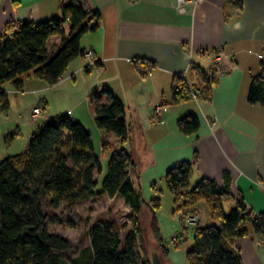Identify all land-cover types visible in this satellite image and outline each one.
<instances>
[{
    "label": "crops",
    "instance_id": "1",
    "mask_svg": "<svg viewBox=\"0 0 264 264\" xmlns=\"http://www.w3.org/2000/svg\"><path fill=\"white\" fill-rule=\"evenodd\" d=\"M66 1L0 0V41L22 22L60 18ZM79 2L85 10L98 12V28L81 36L83 54L69 63L57 83L49 86L28 73L21 91L9 83L2 87L9 96V108L0 113V161L26 150L39 130L31 121L43 118L45 125L65 115L91 139L93 134L98 136L101 147L109 145L103 156L120 148L131 155L128 174L143 200L141 214L148 213L149 218L150 207L157 201V220L161 204L156 194L161 192L160 184L165 185L166 172L183 162L191 163V186L201 179L222 185L226 175L231 195L241 196L253 215L264 214V106L250 105L246 99L251 77L260 72L264 58V0H199L185 3L182 9L175 0ZM64 30L67 36L68 25ZM61 42L60 36L48 39L47 57ZM178 78L196 89L212 78L210 98L175 103L172 86ZM103 90L123 105L127 125L123 144L116 137L109 141L110 134L95 125L90 97ZM52 103L60 109H52ZM157 105L161 115L152 123ZM37 106L40 114L32 117ZM191 115L198 121L197 131L183 134L177 122ZM200 203L212 220L203 201L196 210ZM176 245L165 248L166 264H187L185 253L191 246L184 249L180 241ZM232 247L242 264H264V246L251 229L236 238Z\"/></svg>",
    "mask_w": 264,
    "mask_h": 264
},
{
    "label": "trees",
    "instance_id": "2",
    "mask_svg": "<svg viewBox=\"0 0 264 264\" xmlns=\"http://www.w3.org/2000/svg\"><path fill=\"white\" fill-rule=\"evenodd\" d=\"M99 18L98 12L85 10L79 0H67L61 7L60 18L22 22L10 35L5 34L0 41V113L9 108V96L3 85L9 83L14 90L21 91L23 76L28 73L49 86L55 85L69 63L83 54L79 40L85 33L96 31ZM52 36H60L62 42L47 57L45 46ZM212 82L209 78L201 89L205 100L211 96ZM184 89V83L176 79L172 86L175 103L187 99ZM100 96L105 97L104 101H100ZM246 99L250 105L264 106V58L260 72L251 77ZM90 100L97 129L113 135L120 144L125 143L127 125L120 100L107 90L92 94ZM177 127L183 134H192L197 131L198 121L192 115L186 116L178 120ZM102 148L109 150V145L103 143ZM131 166L132 157L127 151L110 150L106 175L97 190L101 168L89 133L65 115L49 119L31 136L24 152L0 161V264H151L150 253L149 260L144 257L139 220L143 200L129 177ZM190 176L191 163L187 162L170 168L164 176L174 211L195 212L196 204L203 201L216 224L203 227L196 224L192 246L185 253L187 264H242L232 243L251 229L264 246V214L253 215L241 196L231 195L226 175L222 185L201 179L194 186L189 183ZM102 195L122 199L133 216L134 229L122 239L113 221H97L87 230L88 243L69 260L60 258L59 254L70 250L71 244L47 231L44 208L72 207ZM227 202H233L234 206L225 213L223 204ZM152 205L151 232L166 258L168 250L155 216L159 204L154 201Z\"/></svg>",
    "mask_w": 264,
    "mask_h": 264
},
{
    "label": "rangeland",
    "instance_id": "3",
    "mask_svg": "<svg viewBox=\"0 0 264 264\" xmlns=\"http://www.w3.org/2000/svg\"><path fill=\"white\" fill-rule=\"evenodd\" d=\"M60 107L61 106H57L52 103V109L58 110ZM31 122H35V124H38L39 126L38 129H42L45 119L41 118L40 120ZM109 136V141H112L114 136L111 134ZM91 141L95 155L99 159L101 168V172L96 179L98 182V190L100 188L101 181L106 175L108 154L106 153L104 156L102 155L103 149L98 136L93 134ZM160 189L161 192L156 194V196L160 199L161 204L157 214V225L160 236L163 239V244L169 248V246H171L169 243L170 239L174 236H178L181 246L184 247V249L185 247L192 246V232L195 226H190L187 230L182 229L181 221L179 219L181 214L179 215V211L172 213L171 196L163 183L160 184ZM232 208L233 205L231 203H227L224 205V212L227 213ZM196 211L200 218V226L208 225L204 223L205 221H211L212 225L216 224L214 221L210 219L208 220L206 207L202 203L197 206ZM44 214L46 216L45 226L47 231L58 234L59 236L67 239L71 244L70 250L59 254L60 258L65 260L72 258L81 247L88 243L87 230L97 221H113L116 230L122 239L127 232L134 229L133 216L130 213L129 207L123 203L120 197L108 199L103 195L95 196L93 198L82 200L74 204L72 207L62 205L56 210L44 208ZM139 220L142 242L146 254L144 257L149 260V249L153 248L162 258L164 264H166L164 252L151 232L149 214L140 213ZM183 233L184 235L180 236V234ZM141 256L143 258V255Z\"/></svg>",
    "mask_w": 264,
    "mask_h": 264
},
{
    "label": "built area",
    "instance_id": "4",
    "mask_svg": "<svg viewBox=\"0 0 264 264\" xmlns=\"http://www.w3.org/2000/svg\"><path fill=\"white\" fill-rule=\"evenodd\" d=\"M197 2H199V0H175V4H176L178 9H182L181 7L185 3L195 4ZM87 56L91 60H93L92 54H88ZM210 73H212V71ZM183 95H184V97H186L189 100L198 101V100L202 99V90L185 86V89L183 91ZM39 114H40V108L38 106L32 109V117H36ZM160 115H161V108H160V105H157L153 109V115H152L150 121L152 123L156 122ZM180 221H181L182 229L187 230L190 226H194L197 223L196 213L184 210L181 213ZM178 241H179L178 237L174 236L170 239L169 243H170V245H176L178 243Z\"/></svg>",
    "mask_w": 264,
    "mask_h": 264
},
{
    "label": "water",
    "instance_id": "5",
    "mask_svg": "<svg viewBox=\"0 0 264 264\" xmlns=\"http://www.w3.org/2000/svg\"><path fill=\"white\" fill-rule=\"evenodd\" d=\"M149 253H150V263L151 264H164L162 260L160 259L159 255L157 254V252L155 251V249L150 248Z\"/></svg>",
    "mask_w": 264,
    "mask_h": 264
}]
</instances>
